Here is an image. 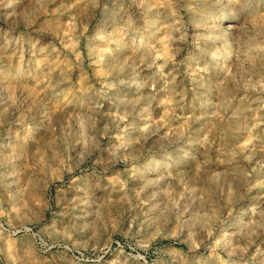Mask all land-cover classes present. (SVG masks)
<instances>
[{
  "label": "rangeland",
  "instance_id": "1",
  "mask_svg": "<svg viewBox=\"0 0 264 264\" xmlns=\"http://www.w3.org/2000/svg\"><path fill=\"white\" fill-rule=\"evenodd\" d=\"M0 47V264H264V0H0Z\"/></svg>",
  "mask_w": 264,
  "mask_h": 264
},
{
  "label": "bare ground",
  "instance_id": "2",
  "mask_svg": "<svg viewBox=\"0 0 264 264\" xmlns=\"http://www.w3.org/2000/svg\"><path fill=\"white\" fill-rule=\"evenodd\" d=\"M8 4V3H7ZM6 4V5H7ZM5 5V6H6ZM8 6H10V5H8ZM13 8V7H12ZM68 8V7H67ZM10 9V8H9ZM10 12V11H9ZM3 49L0 47V51H2ZM33 51V50H32ZM36 52V51H35ZM33 55V54H32ZM32 57V56H31ZM34 58V57H33ZM29 61H31V60H29ZM33 62V61H32ZM46 63V62H45ZM51 64V63H50ZM43 66V65H42ZM46 66H48V65H46ZM40 67V66H39ZM39 67H37L38 69H40ZM44 67H45V65H44ZM42 68V67H41ZM47 68V67H46ZM49 68V67H48ZM50 69V68H49ZM52 69V68H51ZM41 70V69H40ZM50 71V70H49ZM51 72V71H50ZM30 101V100H29ZM34 106V105H33ZM57 117V116H56ZM234 120V119H233Z\"/></svg>",
  "mask_w": 264,
  "mask_h": 264
}]
</instances>
